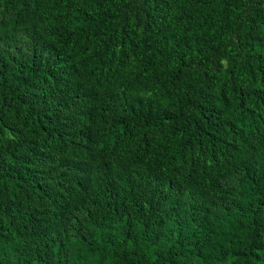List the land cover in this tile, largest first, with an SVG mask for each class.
Listing matches in <instances>:
<instances>
[{
    "label": "trees",
    "instance_id": "trees-1",
    "mask_svg": "<svg viewBox=\"0 0 264 264\" xmlns=\"http://www.w3.org/2000/svg\"><path fill=\"white\" fill-rule=\"evenodd\" d=\"M0 264H264V0H0Z\"/></svg>",
    "mask_w": 264,
    "mask_h": 264
}]
</instances>
